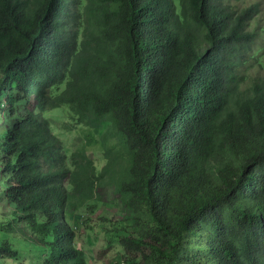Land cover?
I'll use <instances>...</instances> for the list:
<instances>
[{
	"label": "trees",
	"instance_id": "trees-1",
	"mask_svg": "<svg viewBox=\"0 0 264 264\" xmlns=\"http://www.w3.org/2000/svg\"><path fill=\"white\" fill-rule=\"evenodd\" d=\"M263 5L0 0V196L31 264H87L68 194L103 202L106 183L127 253L264 264ZM62 106L102 136L101 170L54 133ZM22 255L0 240V258Z\"/></svg>",
	"mask_w": 264,
	"mask_h": 264
},
{
	"label": "rangeland",
	"instance_id": "rangeland-1",
	"mask_svg": "<svg viewBox=\"0 0 264 264\" xmlns=\"http://www.w3.org/2000/svg\"><path fill=\"white\" fill-rule=\"evenodd\" d=\"M259 23L264 26V16ZM247 87L248 84L244 86V89ZM65 107L53 109L45 114L52 124L54 133L62 140L68 155L79 145L87 146L89 156L94 161L96 168L101 170L106 164L101 143L102 136L100 133H96L92 127L71 125L69 115L63 112ZM1 184L0 179V188ZM105 192L106 198L103 202L79 200L68 194L66 219L77 225V227L74 225L78 233L77 242L79 247L85 251L87 264H153L149 260L153 256L149 249L144 248L140 252L127 253L120 245L117 235L113 231L119 227L120 223L122 224L125 215L116 198L112 197L113 186L106 183ZM13 207L9 202L3 201L0 196V240L5 238L10 240L16 250L26 258L3 257L0 258V264H31L34 258L33 253L28 252L30 249L26 247V242L22 240V235L18 231L24 224L12 225ZM2 226H4L3 231L1 230Z\"/></svg>",
	"mask_w": 264,
	"mask_h": 264
}]
</instances>
